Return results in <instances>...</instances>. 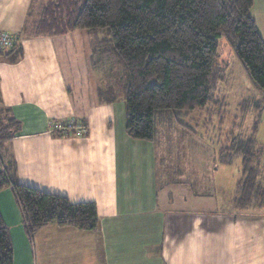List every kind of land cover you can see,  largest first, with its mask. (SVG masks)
Segmentation results:
<instances>
[{
  "label": "crops",
  "instance_id": "1",
  "mask_svg": "<svg viewBox=\"0 0 264 264\" xmlns=\"http://www.w3.org/2000/svg\"><path fill=\"white\" fill-rule=\"evenodd\" d=\"M42 8V0H0V31L19 39L14 50H0V92L20 123L14 136L0 140V170L72 203H95L99 224L50 223L36 232V243L9 185L0 191V211L11 229L14 263L264 264V204L234 205L243 168L231 184L217 176L212 148L205 166L194 164L190 146L197 141L179 127L173 128L178 137L157 124L152 141L130 137L123 92L109 83L108 91L98 83L84 88L68 39L30 35ZM70 118L86 124L87 132L62 136L51 128ZM218 190L230 204L219 207L225 200ZM202 195L213 196L208 205L198 199Z\"/></svg>",
  "mask_w": 264,
  "mask_h": 264
},
{
  "label": "trees",
  "instance_id": "2",
  "mask_svg": "<svg viewBox=\"0 0 264 264\" xmlns=\"http://www.w3.org/2000/svg\"><path fill=\"white\" fill-rule=\"evenodd\" d=\"M254 1L57 0L45 7L29 33L67 37L69 30L82 29L95 34L99 48L94 53L101 54L99 65L107 71L106 64L112 66L117 58L123 70L126 132L134 139L152 141L157 119L175 118L190 127L183 119L215 103L214 66L221 37L235 49L254 84L264 89V38L252 14ZM14 57H20L19 49ZM19 129V121L2 104L0 92V140L11 138ZM255 136L245 140L234 136L220 149L224 162L239 153L243 157L240 192L234 199L238 209L264 204V143ZM9 185L31 237L50 223L98 227L93 202L72 203L65 196L18 182L0 170V191ZM0 264H15L11 229L1 211Z\"/></svg>",
  "mask_w": 264,
  "mask_h": 264
},
{
  "label": "rangeland",
  "instance_id": "3",
  "mask_svg": "<svg viewBox=\"0 0 264 264\" xmlns=\"http://www.w3.org/2000/svg\"><path fill=\"white\" fill-rule=\"evenodd\" d=\"M56 1L42 0L44 5L42 9L44 10L48 4L56 3ZM252 14L255 16L260 33L264 38V0H257ZM67 34L68 38L64 35L54 37L63 38L65 41L68 39V47H75V53L72 52L69 56L72 59L71 65L73 68L75 70L81 69V76L77 82H81L86 89L88 85L93 84L96 86L98 83L96 87L100 85V90H105L109 83L114 85L115 91L121 92L123 70L117 58L112 60L111 69L108 71L104 70L102 65H99L97 59L101 57V54L94 53L96 48H99L95 34L82 29L69 30ZM106 65L109 68L110 63ZM214 72L213 80L215 83L212 95L215 103L211 102L206 108L194 112L189 118L183 119L190 124L191 129L178 123L175 118L173 121L167 120L162 124L158 121L157 127L159 131H168L174 137H178L179 132H181L189 136L190 139L196 140L197 143L190 146L195 152V159L192 161L201 168L207 164V153L212 148L211 151L216 153L215 157L217 159L214 164L219 166V171H216L215 174L219 177L222 176L231 184L234 181V174H237L238 169L242 168V157L234 155L232 161L224 162L220 159L222 153L220 152V146L230 144L234 136L240 140H245L256 135L258 140L264 141V89H260L254 84L243 61L225 37L219 39ZM121 96L124 98L123 93ZM174 127H179L180 131L175 132ZM203 145V149H200L199 146ZM230 184L228 185L229 188H231ZM198 192H202L199 187ZM216 194L219 198L225 200L219 206L220 208L225 207V202L230 204L228 195L225 192L222 193L218 190ZM211 198H205V195H202L198 199L203 202L204 206L208 205L207 202H210ZM44 233L42 232V234ZM38 234L40 235V233ZM34 236H36L37 243L36 233Z\"/></svg>",
  "mask_w": 264,
  "mask_h": 264
},
{
  "label": "built area",
  "instance_id": "4",
  "mask_svg": "<svg viewBox=\"0 0 264 264\" xmlns=\"http://www.w3.org/2000/svg\"><path fill=\"white\" fill-rule=\"evenodd\" d=\"M18 36L8 31H0V50L12 49L18 43ZM51 128L60 135H84L87 126L84 123L76 122L73 118L60 119L51 123Z\"/></svg>",
  "mask_w": 264,
  "mask_h": 264
}]
</instances>
